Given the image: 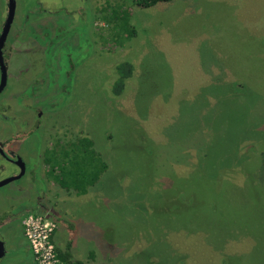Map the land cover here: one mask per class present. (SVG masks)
Returning <instances> with one entry per match:
<instances>
[{
	"label": "rangeland",
	"instance_id": "374dc122",
	"mask_svg": "<svg viewBox=\"0 0 264 264\" xmlns=\"http://www.w3.org/2000/svg\"><path fill=\"white\" fill-rule=\"evenodd\" d=\"M107 1L15 0L6 40L10 72L28 74L4 97L42 92L44 146L88 137L108 165L81 196L45 166L57 250L83 264H264V0L131 7L126 42L101 18ZM124 62L134 73L114 96Z\"/></svg>",
	"mask_w": 264,
	"mask_h": 264
},
{
	"label": "flooded vegetation",
	"instance_id": "af4514ba",
	"mask_svg": "<svg viewBox=\"0 0 264 264\" xmlns=\"http://www.w3.org/2000/svg\"><path fill=\"white\" fill-rule=\"evenodd\" d=\"M3 2L1 13L4 19L2 17L0 36L9 9V0ZM84 2L90 7L91 0ZM15 11L14 0L13 20ZM66 11L70 13L69 9ZM7 37L0 50V86L4 83L0 91V264H42L28 240L26 223L29 218L48 220L53 226L58 223L54 217L55 211L47 201V183L44 180V156L53 145L49 148L44 146V127L48 115L43 109L42 92L38 94L33 90L26 94L29 87L25 83L21 88L16 87L11 96L4 97L9 84L23 80V75L28 74L27 67L16 73L10 72L12 50L15 48L10 45L6 47ZM36 40L37 37L35 41L21 40L23 46L29 48L25 53L30 50L37 55L40 43ZM28 67L31 71L35 66ZM69 72L67 70L65 73ZM55 231L51 242L53 248L57 249Z\"/></svg>",
	"mask_w": 264,
	"mask_h": 264
},
{
	"label": "trees",
	"instance_id": "16d2710c",
	"mask_svg": "<svg viewBox=\"0 0 264 264\" xmlns=\"http://www.w3.org/2000/svg\"><path fill=\"white\" fill-rule=\"evenodd\" d=\"M171 1L116 0L113 2L108 0L107 6L102 9L107 14L104 13L101 18L109 29L117 33H115L116 37L121 42H126L136 34L135 29L128 24L130 18L128 10L131 7L143 10ZM133 73L134 67L130 63H120L115 67L116 78L111 88L114 96H120L123 93L126 82L132 78ZM44 164L47 166L46 174L52 184L67 192L73 191L78 196L86 195L88 189L95 186L108 170L107 163L95 149L94 142L88 137H78L65 143L55 142L53 148L46 151ZM54 253L58 264H83L80 261H72L67 251L55 249Z\"/></svg>",
	"mask_w": 264,
	"mask_h": 264
},
{
	"label": "built area",
	"instance_id": "2783aa9c",
	"mask_svg": "<svg viewBox=\"0 0 264 264\" xmlns=\"http://www.w3.org/2000/svg\"><path fill=\"white\" fill-rule=\"evenodd\" d=\"M28 240L42 264H58L51 236L54 226L44 224L41 219L29 218L26 223Z\"/></svg>",
	"mask_w": 264,
	"mask_h": 264
},
{
	"label": "water",
	"instance_id": "95a60500",
	"mask_svg": "<svg viewBox=\"0 0 264 264\" xmlns=\"http://www.w3.org/2000/svg\"><path fill=\"white\" fill-rule=\"evenodd\" d=\"M13 16H14V0H9V9L7 11V17L5 20V24H4L1 36H0V50L3 47L7 34L10 30V26L13 21ZM3 86H4V83L1 84L0 91L2 90Z\"/></svg>",
	"mask_w": 264,
	"mask_h": 264
}]
</instances>
